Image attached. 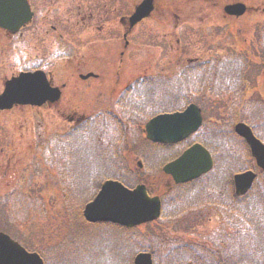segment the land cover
Listing matches in <instances>:
<instances>
[{
	"label": "rangeland",
	"instance_id": "rangeland-1",
	"mask_svg": "<svg viewBox=\"0 0 264 264\" xmlns=\"http://www.w3.org/2000/svg\"><path fill=\"white\" fill-rule=\"evenodd\" d=\"M238 1L259 12L260 16L256 12H250L235 22L238 26L245 27L246 25V35L252 37V25L256 23L259 26H264V0ZM99 3L100 1L94 3L92 7L88 6L94 14H96L95 11L98 9ZM116 4L122 3L115 2L114 7H110L113 8L111 12H114ZM174 4L177 7L175 2ZM215 4L219 6H217L216 12L211 11L213 14L199 12L203 9H213ZM224 4L220 0L205 3L188 2L184 6L186 11L179 15L178 24L183 29L197 25L206 27L223 25L225 21L220 10ZM100 16L101 12H99ZM166 17L168 19L165 23L167 31L164 34H168V37L162 40L173 42L172 52L174 56H177L173 63H176L179 57L182 58V61L198 57V53L203 51L211 41V38L208 37L210 33L201 32L203 36L201 42L192 38L191 34L187 39V35L182 32V40H179L181 42L178 45L176 40L181 32L177 31L179 33L176 36L173 18ZM103 18L101 22L104 24V31L99 35L93 31L87 35L79 32L73 33L76 38L74 41H77V44L78 40L82 38H87L89 41L95 37H99V39L93 42V46L80 42L81 46L76 44L78 47L75 49L77 57L72 63L64 59V53L71 55L74 49L66 48L65 52L61 50L64 53L57 59H52L54 55L60 53L57 47L50 46L47 39L42 43L38 40L33 41L34 24L28 29L24 38L10 37L0 31V92L3 88V81L16 75L20 70L32 66L35 61H40L38 64H42L45 68L48 64V69L56 76L55 85L64 81L70 64H74L73 66L78 69L80 64L86 63L92 65L90 70L99 72V77L103 76L107 80L114 78L118 72L126 80L141 75L156 76L164 80L165 78L168 80L177 78L178 74L174 73L175 64L171 66L168 62L170 60L166 61V64H162V60L165 61L168 57L164 50L152 49L155 51V57L153 55L151 58L150 54L153 52L149 47L156 45H152L150 42L159 40L157 39L158 27L149 23L142 24L136 29V32L134 31L133 36L128 37L131 40L130 46L124 48L125 41L122 38L124 30L117 27L118 19L111 18V24L116 23L113 32H111L110 22L106 23V18ZM164 21L163 17L162 23ZM100 25L102 24L100 23ZM61 32L64 35L68 33L66 30H61ZM57 34L59 33L49 31L47 34L49 41L51 38L54 40ZM62 39L64 38L57 40L62 41ZM220 40H222L220 43L223 46V39ZM84 42L87 41L84 40ZM98 62L99 64H97ZM118 62H122V65L119 70H116ZM237 69H231L233 76L240 74V68ZM245 70L246 75L250 76L248 68ZM84 72H89V70L84 69ZM223 72L221 68H217L209 76H202L194 72L191 75L195 79L196 75L198 78L218 79ZM144 80L146 79H142V81ZM174 80L160 82V86H156V82H153V85L148 82L141 86L136 90L131 101L125 102L121 115L129 117V114L140 113L139 117H145L156 110L168 111L182 106L185 101L190 99L188 96L185 99L183 92L188 93L195 82L190 76L182 81L174 82ZM91 83L87 82L82 85L79 82H72V89L66 87L59 102L48 107H16L0 112V232L17 238L29 250L46 254L50 257L47 258L48 264H98V259L99 264H131L128 256L137 248L133 244L134 241L152 249L156 248L157 252L154 251V253L159 262L174 264L176 260H190L191 258L190 252L178 251L175 247L183 238L190 239L187 240L188 243L197 244L193 240H198L202 244L204 242L212 252L216 250L215 253L223 259L227 251L230 264L233 263L230 259L237 258L245 260V264H247V259H250L249 264L259 261L260 264H264V181H262L263 184L261 183L262 190L257 192L256 197H252L251 200L244 203H242L243 200H235L228 188L227 176L230 167H239L241 164L237 163L238 161L233 162L234 159L231 161L228 149L231 146L239 148L240 143L234 138L224 140L212 136L211 126H209L217 124L216 127L230 131L233 121L240 117H248L250 111L254 112V116L258 115L259 117L264 112V106L255 107L250 104L247 106L242 103V100L240 102L239 98L233 99L219 94L211 96L206 92L207 80L204 81L198 95L193 96V100L191 98L190 102L197 104L204 115L205 126L199 138L214 145L213 148L221 156L222 162L219 161L220 167L206 181L191 189L176 190L174 196L177 194V196L179 194L185 196L180 201L178 209H183L186 206L191 207L189 211L182 213L185 217L177 215L173 220L166 219L160 222L166 223V227H161L163 224L159 223L151 224L132 229V232H123L112 228H93L77 223H73L72 229L69 231L71 220L75 222V218L81 216V209L75 204L88 199L89 194L95 190L97 177H99V181L105 178L104 175L109 174L114 175L115 178H121V181L128 178L127 174L123 173V165L131 170V162L135 169L138 159H141L138 145L141 147L140 152L148 158L153 168L157 166V162L169 155L167 149L157 148L143 141L144 135L141 129H129L126 138H122L116 124L106 122V120L98 122L99 125L98 123L90 124L85 131L64 135L70 128L69 123L77 121L80 116L87 117V115L96 112L94 106L98 101V95L99 100L101 99L112 113L119 114L114 106L107 104L112 100V97L107 92L108 86L104 85H108L110 82L99 84V87L95 84L89 85ZM259 84H263L264 87V80H260ZM222 86L220 83H215L213 89L218 91ZM87 87L91 88V92H85ZM257 98L260 100V96L257 94L249 95L250 100L256 101ZM255 108L258 109L255 110ZM258 121L261 128L257 134L264 142V118L259 117ZM105 123H109V126ZM97 132H101L103 136L99 137L98 135L99 138H96ZM51 136L56 138L50 139ZM117 146L123 164L114 156ZM50 148L51 154L48 153ZM159 168L151 173L146 170H139V173L134 172L137 176L136 179L142 180L153 195H161L167 191V178ZM22 172L24 174L29 172L27 180L29 183L26 182L21 191L17 189L14 193H10ZM62 173L64 176L61 178L70 189V191L67 190L71 193V198L67 193L69 195L67 199L70 202L65 201L61 190L63 189L62 185L55 186V188L53 186L55 178L56 182H60L59 174L63 175ZM185 189L187 191H184ZM213 194L217 197L222 195L225 202L233 209H228L227 206L223 208L210 205L208 200L213 198ZM171 197L172 195H170ZM64 203H66L65 207H63ZM172 205V201L169 200L167 211L171 210ZM182 224L185 229H182ZM177 234H181L182 237L180 238ZM175 238H178L179 241H176ZM52 245L58 246L55 252L51 253L48 250L46 253V250ZM228 250L230 251L228 252ZM194 253L200 254L201 252L194 251Z\"/></svg>",
	"mask_w": 264,
	"mask_h": 264
},
{
	"label": "flooded vegetation",
	"instance_id": "flooded-vegetation-1",
	"mask_svg": "<svg viewBox=\"0 0 264 264\" xmlns=\"http://www.w3.org/2000/svg\"><path fill=\"white\" fill-rule=\"evenodd\" d=\"M28 1L31 5V9L33 12V24L35 25V27L33 28V33L35 34L33 37L34 40H38L40 43H42L45 42L47 39V42L50 44V46H55L56 37L54 38V40H52L51 38L49 41L47 37L49 31L58 32L60 35L57 36L61 37L62 36L61 30L62 31L66 30L68 33H65L66 35H64L65 41L64 42L59 41V44L64 47L68 46V47L78 48L76 46L77 41H74L76 40V38L73 35V33L79 32L87 35L91 31H93L96 32L97 35H99V33H102L104 31V24L101 21L104 19L103 17H105L107 19L106 20L107 23L109 18V13H111L110 15H113L114 13L118 14L117 18H118L119 26L124 30L126 37L131 36L134 33V31L142 23L145 22H148L150 25L159 27L161 30L165 29L167 31V26L165 25V23L168 21V19L166 16L168 17L171 16L173 18V21L175 22V24L173 25L174 33L177 36V34L179 33L177 31H180L181 33H179V35L181 37L182 32L185 33V29L179 26L178 20H179V15L182 12L186 11V9L184 8L185 4H188V2L205 3L207 1H216V0H163V1L162 0H116L115 2H121L122 4H118V5L116 4L114 12H111L113 8H110L111 6L114 7V3H115L114 0H98V1L97 0H28ZM99 1H100L99 3L100 8L98 5V9L95 11L96 14H94L93 12L90 11L91 8L89 9V7H92L94 3H97ZM143 1L146 2L145 3L146 11L144 12L143 15L144 17H142L143 19H141L139 23L131 25L129 17L133 12H136V8ZM220 1H222L223 4L225 3L222 9L220 10L223 13V19L225 23L220 26H215V25L207 26V27L205 25L203 26L197 25L195 27L192 26L193 27L192 33H188V32L186 33L187 39L189 38L188 35L191 34L192 38L194 37L198 41H201L203 39L201 32H205L207 34L210 33L208 37L211 38V41L205 46V49L203 51H200L198 53V57L192 59L191 58L184 59V61H182L181 57L178 58V61L175 64L183 65L179 76L183 79L186 69L187 71H192L196 74L205 75L211 70V65L222 62L221 58L224 59L225 62L231 60L232 57L234 59H243L244 61L247 62V64H250L251 72H248L250 76L246 75V72L242 74L243 78L240 89V96L242 97L241 99L242 103L246 105L250 103V105H253L255 107H258V104L260 105V107L264 106V96H263L264 87L263 84L261 85L259 84L260 80H264V26L253 25L252 37H247L246 25L245 27H243L235 24L236 21L241 20L243 16L247 15L248 13L256 12L258 13V16H260L259 12L255 9H247L246 11L247 13L242 16L239 17L231 16V14L226 13L225 7L227 6V4L234 2H232L231 0H220ZM173 2L177 4V7H175V4ZM217 6L219 5L215 4L213 9H208V10L203 9V10H199V12H204L203 14H213L212 12L217 11L218 9ZM205 11H210V12H205ZM99 12H103V14H101L100 17H99ZM163 17L165 19L164 23H162ZM99 20L102 25H100ZM158 36L159 39L161 40L156 42V46L149 48L152 50L153 48L156 47L160 50L165 49L170 51L172 57L169 60L177 58V56L176 55L174 56V53L172 52V48H174L173 42L172 41L168 42L164 40L162 41L163 38L168 37V34L161 33L158 34ZM95 38L90 41L87 40V38H82L79 39L78 41L80 43H88V46H93V42H96L98 41L97 39H99V37H95ZM220 39H223V46L221 45L220 42L215 43V41H219ZM84 40H86L87 42H84ZM128 40H124L125 41L124 48L130 46L131 40L129 41ZM79 42L77 45L81 46ZM176 44L180 45V41L178 38L176 40ZM153 54L151 53L150 55ZM168 62L173 63L172 61H168ZM121 65L122 62H118L116 66V70H119ZM185 66H187L186 69H184ZM83 68L84 65L81 66L80 64L79 69L77 71H81ZM70 70L71 72L67 75V79H66L67 83L65 84V86L68 85V87H71V81L75 80V76L77 75L79 78L80 75L77 71L76 74H74V72H72L73 69L70 68ZM99 79H101V82H99ZM81 80H82L81 82L92 81L93 83H95V86L98 87L99 84L103 85L107 81L110 82V84L108 85L105 84L104 86H108L107 92L109 93V96L114 98L115 100L114 103L117 104L116 109L118 111H124L123 106L125 102L129 103L133 95H135L133 91V89H135L133 87L135 80L123 79L122 75H120L119 72L115 74L114 78L109 80L104 79L103 76L102 78H100L99 73H97L95 77H90L88 79H81ZM206 92H209V90H206ZM254 94L259 95L260 100L258 98L256 99V101L253 99L250 100L249 95H254ZM97 99L99 100V95L97 96ZM257 109L258 108H255V110ZM259 117L264 118L263 112L262 114L259 115ZM259 117L258 115L254 116V112L250 111L248 117H240L239 119L236 120L235 124L244 123L245 125L249 126L254 136L263 142L262 138L257 134L259 128H261L259 126L260 124L258 121ZM196 134L197 133H195L194 135ZM239 139H240V147L238 148L239 156L237 160L241 162V165L243 167V170L240 172L254 171L258 176V174L262 173L263 171L258 169L257 163L255 162L254 158L251 156V151L247 142L241 137H239ZM210 153L214 164L211 172L214 173L216 172V170H218L220 164L217 163L215 155L212 152ZM228 175H230V171L228 172ZM203 177L205 176L203 175ZM230 177H232V179H229L228 182L230 183L234 191L233 175ZM166 178H167L166 186L168 190H171L174 184L170 176L167 175ZM98 264H99V259H98Z\"/></svg>",
	"mask_w": 264,
	"mask_h": 264
},
{
	"label": "water",
	"instance_id": "water-1",
	"mask_svg": "<svg viewBox=\"0 0 264 264\" xmlns=\"http://www.w3.org/2000/svg\"><path fill=\"white\" fill-rule=\"evenodd\" d=\"M236 13H242L243 5L229 7ZM138 9L137 17L141 11ZM31 13L24 0H0V27L15 32L28 22ZM41 73L21 74L6 82L0 95V110L10 109L14 104L38 105L50 99L48 91L40 77ZM201 123L199 110L191 106L182 113L160 115L150 120L145 131L147 138L154 142L176 143L194 132ZM236 131L249 143L253 156L264 169V146L257 141L248 128L238 125ZM208 152L200 145L187 149L178 159L167 164L164 172L170 174L176 183L186 182L200 176L211 168ZM254 174L247 172L235 176L236 193L243 194L251 186ZM84 217L91 222L108 221L132 227L158 218L160 201L157 197H148L143 186L133 190L124 188L116 182L102 185L94 200L84 208ZM136 264H151L148 254H141L135 259ZM0 264H42L35 255L27 254L7 236L0 234Z\"/></svg>",
	"mask_w": 264,
	"mask_h": 264
},
{
	"label": "trees",
	"instance_id": "trees-1",
	"mask_svg": "<svg viewBox=\"0 0 264 264\" xmlns=\"http://www.w3.org/2000/svg\"><path fill=\"white\" fill-rule=\"evenodd\" d=\"M259 191H260V189H259ZM256 192L253 195H249V196H246L245 198H243L242 203L251 200L252 197H256V194H257ZM211 252H212V250H211ZM215 252H217V251H213L212 253L201 254L198 258L194 259L195 261L193 262V264H230L228 261V255H226L225 258L223 259V258L219 257ZM195 256H197V255H195ZM249 260L250 259H247V264H249ZM230 261L233 262L231 264H245V260L244 261L242 259L240 260V258L230 259ZM259 262H256L255 264H260ZM176 264H181V263L177 262Z\"/></svg>",
	"mask_w": 264,
	"mask_h": 264
}]
</instances>
